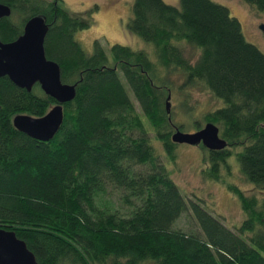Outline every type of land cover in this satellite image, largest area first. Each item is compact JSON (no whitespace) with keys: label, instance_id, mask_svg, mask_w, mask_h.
Here are the masks:
<instances>
[{"label":"trees","instance_id":"trees-1","mask_svg":"<svg viewBox=\"0 0 264 264\" xmlns=\"http://www.w3.org/2000/svg\"><path fill=\"white\" fill-rule=\"evenodd\" d=\"M242 1L264 12V0ZM59 3L0 0L12 10L0 20L2 42L44 16L46 56L64 84L76 85L59 133L40 142L13 120L42 118L57 101L39 84L28 92L0 78V229L24 241L38 264H264V52L239 19L212 0H134L127 28L153 55L116 44L109 56L98 40L92 54L84 50L76 34L92 22ZM200 86L221 102L203 124L218 126L228 143L223 151L202 147L203 175L238 198L244 219L234 231L182 195L150 137L175 161L172 135L185 125H176L167 101L183 96L192 116L189 99ZM232 158L253 192L227 182ZM108 185L124 192L132 212L100 201ZM185 215L197 228H177Z\"/></svg>","mask_w":264,"mask_h":264},{"label":"rangeland","instance_id":"rangeland-1","mask_svg":"<svg viewBox=\"0 0 264 264\" xmlns=\"http://www.w3.org/2000/svg\"><path fill=\"white\" fill-rule=\"evenodd\" d=\"M164 1L173 6H179L180 3V0ZM212 1L229 8L232 16L241 22L246 39L264 52V31L261 29L264 26V12L255 10L242 0ZM133 2L134 0H60L59 4L72 14L80 15L92 22L89 29L76 34L77 40L81 42L88 54L93 53L94 41L98 40L109 56L110 49L116 44L132 49L148 47L153 55V47L148 46L127 28ZM184 101L183 96L175 92L172 94L171 103L175 123L185 125L184 133L197 132L194 124L200 123L204 127L203 115L221 106V102L203 86L194 89L189 99L188 105L194 106L192 116L186 115ZM150 137L156 153L161 156L182 195L199 202L230 230L239 228L243 222L244 213L236 195L230 192L225 184L208 180L203 175L204 162L207 163L202 150L203 146L179 145L176 150V159L172 161L167 157L162 143L156 140L152 131ZM233 161V158L228 161L231 169L227 171H230L231 175H228L227 171L223 172L227 182L239 186L242 190L253 192L254 187L242 179L239 168ZM123 195L122 190L108 185L99 198L101 202H107L122 214L127 215L133 208L123 202ZM190 227H196V224L189 219L188 215L183 216L177 223V228L188 230Z\"/></svg>","mask_w":264,"mask_h":264},{"label":"water","instance_id":"water-1","mask_svg":"<svg viewBox=\"0 0 264 264\" xmlns=\"http://www.w3.org/2000/svg\"><path fill=\"white\" fill-rule=\"evenodd\" d=\"M12 15L10 7L0 4V20ZM264 31V26H262ZM49 31L44 16L30 19L23 34L14 42L4 43L0 39V78L8 77L19 89L32 92L39 84L42 91L57 101V105L42 117L18 115L13 120L16 130L40 142H49L59 133L64 122L63 105L76 97V85L62 82L59 64L48 60L45 41ZM171 96L167 101L171 109ZM175 144L203 146L209 151H223L228 143L220 136V129L208 123L195 133H184L176 129L172 135ZM0 264H38L27 244L14 232L0 229Z\"/></svg>","mask_w":264,"mask_h":264}]
</instances>
